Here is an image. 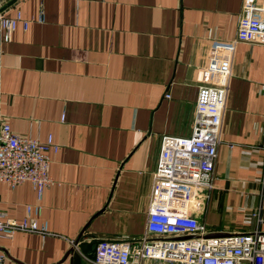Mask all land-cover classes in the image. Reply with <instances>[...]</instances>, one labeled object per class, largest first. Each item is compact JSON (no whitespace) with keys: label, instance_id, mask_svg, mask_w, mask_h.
<instances>
[{"label":"crops","instance_id":"crops-1","mask_svg":"<svg viewBox=\"0 0 264 264\" xmlns=\"http://www.w3.org/2000/svg\"><path fill=\"white\" fill-rule=\"evenodd\" d=\"M244 2L9 0L1 7L29 26L0 43V116L16 135L52 136L59 146L49 169L54 184L40 200L29 183L0 185L8 218L20 221L26 206H40L50 232L0 240L5 264H92L91 249L84 254L80 244L144 234L159 139L191 135L209 49L236 38ZM260 208L264 46L239 44L213 188L196 217L209 234L244 233Z\"/></svg>","mask_w":264,"mask_h":264},{"label":"built area","instance_id":"built-area-1","mask_svg":"<svg viewBox=\"0 0 264 264\" xmlns=\"http://www.w3.org/2000/svg\"><path fill=\"white\" fill-rule=\"evenodd\" d=\"M8 1L0 0V9ZM37 21H44L42 12ZM19 25L24 31L29 26L19 11L14 17L0 12V43L10 42ZM239 44L264 46V0H245L236 38L209 49L207 81L198 89L191 135L159 139L144 234L130 241L100 240L92 264H264V210L251 213L253 230L220 237H208L196 217L213 188L233 52ZM58 150L52 136L45 142L18 136L0 116V185L14 190L29 183L40 200L54 184L49 169L51 154ZM25 209L20 221L0 209V240L18 232L50 235L48 221L39 219L41 207ZM6 260L0 249V264Z\"/></svg>","mask_w":264,"mask_h":264},{"label":"water","instance_id":"water-1","mask_svg":"<svg viewBox=\"0 0 264 264\" xmlns=\"http://www.w3.org/2000/svg\"><path fill=\"white\" fill-rule=\"evenodd\" d=\"M14 1V0H13ZM3 11V9H0V12H2ZM224 235H226V234H223V233H220V234H209L208 235V237H220V236H224ZM98 244V241L96 242V241H94V242H91V243H89V244H85V243H83V244H80L79 245V250H81L84 254H86L87 253V250H85V249H91L90 251H88L89 252V256L92 258V259H94V252H95V247H96V245ZM93 248V249H92ZM74 249H71L70 251H69V253L70 252H72Z\"/></svg>","mask_w":264,"mask_h":264},{"label":"rangeland","instance_id":"rangeland-1","mask_svg":"<svg viewBox=\"0 0 264 264\" xmlns=\"http://www.w3.org/2000/svg\"><path fill=\"white\" fill-rule=\"evenodd\" d=\"M197 219H198V217H197ZM199 220V219H198Z\"/></svg>","mask_w":264,"mask_h":264}]
</instances>
